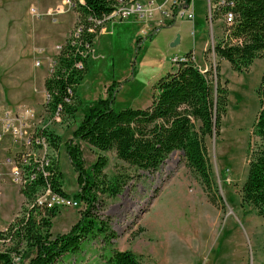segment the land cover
Instances as JSON below:
<instances>
[{"label":"rangeland","instance_id":"obj_1","mask_svg":"<svg viewBox=\"0 0 264 264\" xmlns=\"http://www.w3.org/2000/svg\"><path fill=\"white\" fill-rule=\"evenodd\" d=\"M150 1L155 7L163 0H133L123 8L131 10L137 3L148 6ZM216 1L195 0L193 19H163L154 14V18L147 17L151 22L143 23L138 20L139 12L123 18L118 10L97 36L88 70L77 88L85 102L106 97L112 87L116 108H145L152 102L156 81L177 68L173 59L191 51L202 71L213 69L210 79L216 82L219 68L220 78L227 84V114L221 131L207 142L213 177L222 196L219 204L210 202L183 152L177 150L158 171H140L130 178L123 192L107 198L99 209L100 216L109 217L118 233L113 247L132 250L144 264H264V216L243 208L240 192L248 172L247 144L259 109L257 89L264 59L239 72L213 50L207 52L223 36L225 20L217 19L212 8ZM58 6L62 12L48 13ZM77 16L71 0H0V106L29 107L35 111L36 125L60 135L59 151H43L59 159L64 189L71 195L79 190L78 173L65 142L71 139L82 113L69 121L52 117L45 105L44 80L55 66L60 46L75 29ZM158 17L161 26L149 29ZM178 37L180 42L173 46ZM82 150L86 166H90L97 151L86 143ZM107 155L110 176L124 171L132 174L133 169L113 151ZM7 171L6 167L0 169ZM25 201L10 176L0 175V230L20 214ZM83 207L60 208L52 231L70 230ZM101 239L84 240L77 253L65 254L58 264H101L111 249ZM8 245L0 243V249Z\"/></svg>","mask_w":264,"mask_h":264},{"label":"trees","instance_id":"obj_2","mask_svg":"<svg viewBox=\"0 0 264 264\" xmlns=\"http://www.w3.org/2000/svg\"><path fill=\"white\" fill-rule=\"evenodd\" d=\"M71 1L78 15L75 29L60 46L44 88L46 109L52 117L69 121L82 113L71 139L65 142L78 173L79 190L71 195L64 189V173L54 156H50L52 166L47 179L43 169H36L37 180L21 188L26 201L20 214L0 230V243L9 244L0 249V264H18L15 255L20 261L27 257L24 264H58L65 254L77 253L84 240L100 236L111 247L101 264H144L132 250L113 247L118 233L109 217L100 216L99 209L105 206L107 198L122 193L130 178L140 175V171H158L177 150L183 152L186 164L202 183L210 202L219 204L222 196L213 177L207 142L221 131L227 114L228 87L220 78L219 68L214 82L209 78L213 69L202 71L191 51L186 60H179L175 70L156 81L152 102L145 108H116L112 87L104 98L83 101L77 88L88 70L95 40L108 17L133 0ZM189 2L186 0V4ZM212 8L216 18L225 21L223 36L207 52L213 50L239 72L255 60L264 59V0H218ZM179 10L180 7L174 14ZM228 12L234 15L230 23L225 19ZM257 94L259 109L247 144L248 172L240 192L242 207L264 216V73ZM41 139L43 149L59 151L62 138L48 127L41 129ZM82 143L97 151L90 166H86ZM109 151L132 168V174L124 171L110 176ZM48 186L58 196H72L84 205L80 218L67 232L52 231L53 219L60 209L39 204V193Z\"/></svg>","mask_w":264,"mask_h":264},{"label":"built area","instance_id":"obj_3","mask_svg":"<svg viewBox=\"0 0 264 264\" xmlns=\"http://www.w3.org/2000/svg\"><path fill=\"white\" fill-rule=\"evenodd\" d=\"M194 1L190 0L186 4V0H163L160 5L157 4L155 7L154 2L150 1L148 6L137 3V6L132 5L131 10L123 8L125 6H121L118 10L123 18L127 17L132 11L139 12L142 18L144 16L146 18L152 17L155 11H159L163 19H175L179 16L193 19L195 13ZM219 1L225 3V0ZM179 7L180 10L175 15L174 13ZM117 11L112 15H115ZM60 12H62L61 6L56 7L55 10L50 8L48 11L49 14ZM225 19L229 23L232 22L234 19L233 13L228 12ZM186 59V55L181 58L176 56L173 62L178 63L179 60ZM35 118V111L29 107L0 106V148L4 147L0 153V169L2 167L8 169L5 173L0 172V175H9L12 182L18 185L20 189L37 180L36 169H43L44 177L47 179L49 177V167L52 166L50 155H44L42 146L41 129L45 127L36 125L34 123ZM39 194V204H44L48 208H81L83 205L80 200L72 196L59 198L58 193L53 192L50 186L44 187ZM15 257L16 263H18L20 257L16 255Z\"/></svg>","mask_w":264,"mask_h":264},{"label":"crops","instance_id":"obj_4","mask_svg":"<svg viewBox=\"0 0 264 264\" xmlns=\"http://www.w3.org/2000/svg\"><path fill=\"white\" fill-rule=\"evenodd\" d=\"M160 1H161V0H157V2H160ZM162 2H163V1H162ZM194 6H195V4H194ZM194 10H195V8H194ZM154 14H155V15L157 14L158 16H161L160 13H159V11H155ZM152 17L154 18V15H153ZM140 18H141V19H140ZM145 18H146V17H145ZM153 18H152V19H153ZM150 19H151V18H149V19H148V18H147V19H144V18H142L141 16H139V18H138V20H139V21L141 20L143 23H144L145 21H146V22H151ZM144 20H145V21H144ZM153 21H154V22H153V25H150V24L148 25L149 29H153L154 27L152 28V26H154V25H155V27L161 26V25H160V18H159V17H158L157 19H153Z\"/></svg>","mask_w":264,"mask_h":264},{"label":"water","instance_id":"obj_5","mask_svg":"<svg viewBox=\"0 0 264 264\" xmlns=\"http://www.w3.org/2000/svg\"><path fill=\"white\" fill-rule=\"evenodd\" d=\"M179 42H180V37H178V39H177L172 45H173V46H174V45H177Z\"/></svg>","mask_w":264,"mask_h":264},{"label":"bare ground","instance_id":"obj_6","mask_svg":"<svg viewBox=\"0 0 264 264\" xmlns=\"http://www.w3.org/2000/svg\"><path fill=\"white\" fill-rule=\"evenodd\" d=\"M59 198H66V197H61V196H58ZM15 261H16V259H15Z\"/></svg>","mask_w":264,"mask_h":264}]
</instances>
